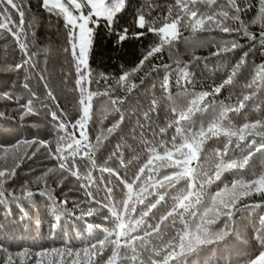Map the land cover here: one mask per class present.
<instances>
[{
    "label": "trees",
    "instance_id": "16d2710c",
    "mask_svg": "<svg viewBox=\"0 0 264 264\" xmlns=\"http://www.w3.org/2000/svg\"><path fill=\"white\" fill-rule=\"evenodd\" d=\"M16 2L23 6L24 30L28 33L25 42L28 43L30 52L37 53L35 59L38 64L35 71L28 68L17 70L15 66L24 58L23 53L11 34L0 30V168H12L19 164L12 179L0 189L3 193L0 195V264L9 255L17 259L16 254L25 250L35 257V253L45 249L77 250L97 239H103V229L110 227L104 219L107 211L104 205L124 198L127 189L121 181L131 183L146 163V143L156 145L173 134L174 129L167 128L173 118L170 112L172 98L190 92L210 93L207 97V110L193 117L196 127L210 120L221 108L236 106L245 96L249 97L245 101V108L239 114L229 113L233 123L239 127L246 119L254 121L264 118V79L253 82L258 68L264 65V46L258 41L252 42L246 37H239L238 42L242 47L212 55L217 50L213 45L219 46L223 40L230 39L227 33H221L215 28L196 33L194 39L203 41L204 46L186 42L183 37L191 40L192 33L182 28L183 37L180 40L174 41L172 46H166L161 58L146 62L141 72L130 78L137 85L136 88L129 92L126 86L117 85L119 77L135 67L146 50L158 42V38L152 33L137 28L135 20L138 14L143 12L146 19H157L166 15L169 9L177 10L176 0H126L125 8L117 14L112 31L101 21V26L95 30L89 53L93 80L90 90L103 92L107 87L103 77H107L108 84L115 87V91L111 93L112 98L120 97L123 100L118 105L120 111L117 112L110 101L105 103L107 97H94L91 119L87 122L88 134L93 142L101 132L108 136L103 146L95 152L98 168L114 169L119 173V178L107 171L96 170L93 172L94 182L86 190L73 177L61 181L50 175V198L40 196L36 193L43 185H38L35 180L48 169L54 168L57 161L44 147L32 155V148L24 144L18 145V142L45 141L55 147L57 136L63 133L57 132V122L53 121L50 112L56 111L61 119H66L71 131V124L81 115L80 97L75 91L76 70L73 57L70 52L64 51L69 44L63 14H50L41 6L42 0ZM238 4L242 8L241 19L249 26V31L258 36L260 25L251 23L258 12V0H238ZM0 7L4 5L0 4ZM195 7L199 13L207 16L220 12L225 4L224 0H201ZM11 15L18 24V15L14 11ZM29 23L32 24L31 28ZM229 23L231 24L230 21ZM10 26L19 31L14 25ZM125 28L128 29L127 38L120 41L118 37ZM140 31H144L145 35L137 37L136 33ZM193 56L199 59L193 60ZM151 64H167L169 69L159 67L153 72ZM40 70H43L47 79L48 89L44 88V82L36 75ZM184 73L187 74L186 77ZM139 76H145L143 84H140ZM229 76L232 77V82L226 84L219 93L212 94L213 89L224 84ZM165 77L168 81L167 90L161 87ZM97 80L99 84L95 83ZM25 83L29 84L39 100H34V114L22 117L24 109L21 105L31 98L28 90L23 87ZM49 89L54 94L55 101L47 97ZM5 93L12 99L6 98ZM117 121H120L119 127L107 134L106 129ZM160 128H167V132L160 133ZM256 139L259 141L260 137ZM246 143L247 141L239 142L238 147L234 138V142L228 145L229 151L225 158L241 159L242 155L252 150L244 149ZM14 145H18V148H13ZM224 149L225 142L222 139L208 140L204 145L206 155L201 157L204 167L214 165V154L217 151L223 152ZM157 150L160 151L159 148ZM242 171L245 173L244 179L253 173L264 171V150L254 152ZM222 179L230 183L233 177L225 172ZM26 184L34 193L31 198H23L22 191ZM109 188L112 189L111 195L108 193ZM215 190L216 185L213 184L210 191ZM11 193H15L20 199H14ZM60 201L67 203L59 204ZM54 203L58 204L55 212L52 211ZM244 204L249 207H242ZM257 204L261 206L252 207ZM170 206L169 204L168 208ZM89 208L96 209V214L82 215ZM168 208H161L158 214H163ZM237 208L240 210L234 211L229 222L232 229L229 236L190 256L186 264H244L246 258L259 250L260 242L257 237L264 235V197L255 193L244 197ZM22 213L27 214L24 219H21ZM212 227L219 229L223 224L218 221ZM209 248L212 250L209 251ZM19 259L23 260V264H31L27 258ZM44 259L45 264H51V256Z\"/></svg>",
    "mask_w": 264,
    "mask_h": 264
},
{
    "label": "snow or ice",
    "instance_id": "6c2138e0",
    "mask_svg": "<svg viewBox=\"0 0 264 264\" xmlns=\"http://www.w3.org/2000/svg\"><path fill=\"white\" fill-rule=\"evenodd\" d=\"M199 2L201 0H176L177 10L169 9L166 15L157 19H146L143 12L138 14L135 20L137 28L152 33L158 38V42L147 49L139 63L130 71L124 72L116 84L121 87L126 86L129 92L136 88L137 85L131 82L130 78L138 75L146 62L150 63L154 58H161L166 46H172L174 41L180 40L183 37L182 28L191 31L193 39L183 38L194 46H204L203 41L194 39L197 32L215 28L221 33H227L230 39L223 40L219 46L213 45L217 50L212 55H220L242 47L238 42L239 37H246L252 42L258 41L264 46V0H258V12L251 21L253 25H260L258 36L249 31V26L241 19L242 8L238 0H224V9L207 16L197 11L195 5ZM125 3L126 0H42L41 6L50 14L64 16L69 44L64 51L70 52L73 57L76 70L75 91L79 93L81 115L71 124L70 131L66 119H61V115L56 111L50 112L53 121L57 122V132L63 133L57 136L55 147L45 141L18 142V145L24 144L32 148V155L39 148L44 147L57 161L54 168L48 169L35 180L38 185H43L36 193L40 196L50 198L48 191L50 175L61 181L73 177L79 182V186L86 190L94 182L93 172L96 170L107 171L119 178V173L114 169L98 168L95 152L103 146L108 136L101 132L96 135L93 142L88 134L87 122L91 119L94 97H107L105 103L110 101L117 112L120 111L118 105L123 103V100L120 97L112 98L111 93L115 91V87L108 84L107 77H103L107 84L103 92L90 90L93 80L89 53L95 30L101 26V21L109 31H112L117 14L125 8ZM0 4L4 5L0 7V30L11 34L24 57L15 68L35 71L38 64L35 59L37 53L30 52L28 43L25 42L28 33L24 30L25 13L22 4H18L16 0H0ZM13 11L19 17L18 24L12 19ZM73 12L78 14L73 15ZM233 24L236 26H231ZM10 25H14L19 31L14 30ZM31 27L32 24L29 23V28ZM127 35L128 29L125 28L118 39L123 41ZM144 35V31L136 33L137 37ZM198 59L199 57L193 56V60ZM159 67L169 69L167 64L159 66L151 64L153 72ZM36 75L44 82V88L48 89L43 70L36 72ZM184 75L187 76L186 73ZM257 79H264V65L258 68L253 82L255 83ZM144 80L145 76H139L140 84H143ZM231 82L232 77L229 76L224 84L213 89L212 94L219 93ZM95 83L99 84V80ZM167 86L168 81L165 77L161 87L167 90ZM23 87L28 90L31 98L21 105L24 109L22 117L34 114V100H39L28 83ZM4 95L12 99L7 93ZM46 95L51 100H56L50 89ZM209 95V92H190L171 99L170 112L173 118L167 128L174 129L173 134L169 139L161 140L156 145L146 143L148 157L146 163L139 169L131 183L126 180L121 181L127 189L124 198L104 205L107 209L104 219L108 221L110 227L103 229V239H97L77 250L45 249L35 253V257L25 250L16 254L17 259L9 255L3 264H23V260L19 258H27L31 264H45L44 258L49 256L52 258L51 264H186L190 256L229 236L232 231L229 222L233 218L234 211L240 210L237 204L244 197L254 193L264 197V171L259 174L253 173L247 179H244L245 173L242 171L249 164L254 152L264 150V118L254 121L246 119L239 127L233 123L229 113L239 114L245 108V101L249 99L245 96L236 106L221 108L210 120L196 127L193 117L207 110ZM152 103L155 105V100ZM43 106L47 107V105ZM56 107H59L58 103ZM145 115L147 116V113ZM120 120H123V116ZM119 123L120 121H117L107 128V134L114 132L119 127ZM167 128H160V133H166ZM256 137H260V140L257 141ZM214 138L222 139L225 142V149L223 152L217 151L214 154L215 164L205 168L201 161V157L206 155L204 145ZM234 138L238 147L239 142L247 141L243 146L244 149H252L239 160L225 158L229 151L228 145L234 142ZM18 145H14L13 148H18ZM16 167H19V164L12 168H0V189H3L15 175ZM225 172H229L233 177L230 183L222 179ZM213 184L216 185L214 192L210 191ZM108 193L111 195V188L108 189ZM0 195L3 193L0 192ZM10 195L14 199H20L15 193ZM22 195L23 198H31L34 193L26 184ZM66 203L67 201L59 202V204ZM169 204L170 208H168ZM260 206L252 205V207ZM242 207L248 208L249 205L244 204ZM57 208L58 204L54 203L52 211H57ZM161 208L168 210L158 214ZM95 214L96 209L93 208L82 212V215ZM26 215L22 213L21 219ZM218 221L223 227L213 228L212 226ZM257 239L260 242L259 250L246 258L244 264H264V235L258 236ZM211 250L209 248V251Z\"/></svg>",
    "mask_w": 264,
    "mask_h": 264
},
{
    "label": "rangeland",
    "instance_id": "374dc122",
    "mask_svg": "<svg viewBox=\"0 0 264 264\" xmlns=\"http://www.w3.org/2000/svg\"><path fill=\"white\" fill-rule=\"evenodd\" d=\"M71 10V9H70ZM78 13H76V12H73V15H77Z\"/></svg>",
    "mask_w": 264,
    "mask_h": 264
}]
</instances>
